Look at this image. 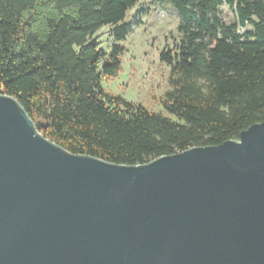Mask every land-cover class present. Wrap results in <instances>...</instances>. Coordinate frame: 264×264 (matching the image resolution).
I'll use <instances>...</instances> for the list:
<instances>
[{
    "label": "water",
    "instance_id": "1",
    "mask_svg": "<svg viewBox=\"0 0 264 264\" xmlns=\"http://www.w3.org/2000/svg\"><path fill=\"white\" fill-rule=\"evenodd\" d=\"M0 264H264V121L123 165L66 151L0 92Z\"/></svg>",
    "mask_w": 264,
    "mask_h": 264
},
{
    "label": "trees",
    "instance_id": "2",
    "mask_svg": "<svg viewBox=\"0 0 264 264\" xmlns=\"http://www.w3.org/2000/svg\"><path fill=\"white\" fill-rule=\"evenodd\" d=\"M139 1L0 0V92L66 151L123 165L216 146L264 121V0H147L180 17L177 49L159 56L170 68L164 106L176 120L105 92L122 47L107 53L94 34L110 25L124 40Z\"/></svg>",
    "mask_w": 264,
    "mask_h": 264
},
{
    "label": "rangeland",
    "instance_id": "3",
    "mask_svg": "<svg viewBox=\"0 0 264 264\" xmlns=\"http://www.w3.org/2000/svg\"><path fill=\"white\" fill-rule=\"evenodd\" d=\"M221 16L225 24L234 20L232 12L226 8ZM125 21L131 23V30L122 41L115 40L114 28L110 25L94 34L107 53L112 44L122 47L120 70L115 76L102 79V89L176 120L164 106V94L171 89L170 68L159 56L162 51H174L178 47L181 38L177 30L178 13L166 1L141 0L127 11Z\"/></svg>",
    "mask_w": 264,
    "mask_h": 264
}]
</instances>
